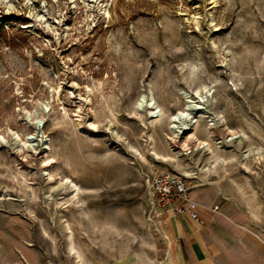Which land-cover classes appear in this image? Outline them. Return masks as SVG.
<instances>
[{
  "label": "rangeland",
  "instance_id": "obj_1",
  "mask_svg": "<svg viewBox=\"0 0 264 264\" xmlns=\"http://www.w3.org/2000/svg\"><path fill=\"white\" fill-rule=\"evenodd\" d=\"M81 1L0 5V264H183L164 236L172 215L152 205L147 182L159 171L181 172L155 159L151 147L182 150L168 139L165 117L151 125L134 103L152 92L167 114L180 106L178 88L194 93L206 85L207 109L264 149V0H215L214 8L211 0H110L109 17L89 16ZM29 12L44 13L50 27ZM35 125L50 138L49 167L42 153L31 159L13 151ZM221 136L216 131L213 140ZM219 147L211 143L212 152ZM191 165V186L208 187L204 196L214 200L215 188L201 186L200 168ZM261 165L249 192L242 173L230 177L241 187L236 200L254 203L256 213ZM45 168L77 184L75 204L56 210L43 198L32 202L48 186L39 177Z\"/></svg>",
  "mask_w": 264,
  "mask_h": 264
},
{
  "label": "bare ground",
  "instance_id": "obj_2",
  "mask_svg": "<svg viewBox=\"0 0 264 264\" xmlns=\"http://www.w3.org/2000/svg\"><path fill=\"white\" fill-rule=\"evenodd\" d=\"M109 1L106 0L104 5L103 3L100 4V0H83L81 2L86 5L85 7H87L89 16L106 15L109 17ZM210 3L212 4V8H214L216 1L211 0ZM0 5H3L7 11L15 8L11 0H0ZM28 15L35 20L47 22V26L50 27L48 18L44 13L35 15L29 12ZM190 70H194L193 65H190ZM53 90L55 89L53 88L51 91ZM56 93L58 95V91ZM178 94L181 98L180 106L167 114L156 104L152 92L150 94L142 93L135 100V112H145L151 125L159 124L164 117L166 118L165 125L170 132L168 139L175 142V144H179L182 150L181 152L176 151L172 155H168L159 153L151 147V154H153L154 158L168 161L176 170L181 171L185 176L189 177H195L192 174L193 168L191 163H193L200 168V175L197 177H202L200 179L203 181L201 185L212 186L217 192L224 193L227 201L236 200V196L234 195L235 188L241 189L239 184L233 178H230L233 170L243 174L247 192L254 190L255 188L249 176L255 173L259 174V166H262L261 164L264 162V149L254 143L244 128H231L223 116L215 115L207 109L208 97L211 94L210 88L206 85L198 86L194 93H189L182 88H178ZM86 100L89 102L88 98ZM44 103H39L41 104L40 107ZM45 105L49 106V101ZM201 118L204 119V123L200 128L198 122ZM89 124L92 131H97L95 123ZM216 131H219L223 135L220 140H213V135H215ZM200 133L204 135V138L199 137ZM212 142L220 143L221 148L219 147L218 152H212ZM229 146L232 147L230 151L226 148ZM50 149V138L43 130V125H35L33 131L28 133L24 139L19 140V145L17 144L13 147L14 153H22L31 159L42 153L45 158L42 159L41 164L45 167H49L54 161V157L48 155L49 151H51ZM190 154L191 156L193 155L192 162L183 160L182 155L189 156ZM69 171L70 173H75L72 167H69ZM39 177L46 180L48 186L42 192L43 196L41 197L33 193L34 199L30 197V199H33V203L37 204L43 198V202L47 205H53L58 210L61 206L68 207L77 202L79 187L70 176L64 174L60 177H54L45 168L44 172L39 174ZM213 177L218 178L219 182L212 184L209 179ZM226 177H229L233 182L234 185L230 183L232 187L230 185L228 187L221 185V181H224ZM64 193L69 195V198H66L64 202L58 201V196ZM240 196H244V194L241 193ZM162 227L167 237L170 238L167 229L164 226ZM67 228L69 229V227ZM68 247L69 251L72 254H76L75 258L78 259L80 255L74 244L70 242Z\"/></svg>",
  "mask_w": 264,
  "mask_h": 264
},
{
  "label": "crops",
  "instance_id": "obj_3",
  "mask_svg": "<svg viewBox=\"0 0 264 264\" xmlns=\"http://www.w3.org/2000/svg\"><path fill=\"white\" fill-rule=\"evenodd\" d=\"M207 188L190 189L197 219L171 214L166 221L170 238L164 234L175 260L183 264H264L263 197L256 213L254 203L227 201L221 192L215 191L214 200L207 199Z\"/></svg>",
  "mask_w": 264,
  "mask_h": 264
},
{
  "label": "built area",
  "instance_id": "obj_4",
  "mask_svg": "<svg viewBox=\"0 0 264 264\" xmlns=\"http://www.w3.org/2000/svg\"><path fill=\"white\" fill-rule=\"evenodd\" d=\"M147 182L152 205H158L162 213L197 219L195 204L189 195L192 186L183 173L159 171L148 176Z\"/></svg>",
  "mask_w": 264,
  "mask_h": 264
}]
</instances>
